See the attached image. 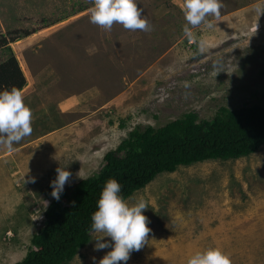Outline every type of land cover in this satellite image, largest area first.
Wrapping results in <instances>:
<instances>
[{"label":"rangeland","instance_id":"1","mask_svg":"<svg viewBox=\"0 0 264 264\" xmlns=\"http://www.w3.org/2000/svg\"><path fill=\"white\" fill-rule=\"evenodd\" d=\"M183 2L138 0L149 31H106L89 21L92 0H0V37L11 47L0 48V61L17 57L32 110L31 135L11 151L0 146V264L32 247L58 166L71 172L66 189L98 173L134 126L264 104V0H219V17L192 27V40L182 31ZM139 197L151 231L126 264H186L208 247L232 264H264V144L160 173L127 199ZM94 243L68 264H93L110 250Z\"/></svg>","mask_w":264,"mask_h":264},{"label":"trees","instance_id":"2","mask_svg":"<svg viewBox=\"0 0 264 264\" xmlns=\"http://www.w3.org/2000/svg\"><path fill=\"white\" fill-rule=\"evenodd\" d=\"M6 37L0 48L10 49ZM264 73V69L262 71ZM27 80L17 57L0 61V85L23 89ZM264 144V104L220 107L213 118L187 112L162 126L137 125L104 155L98 173L64 189L44 211V222L25 257L14 264H68L91 239V214L106 180L115 178L127 199L158 174L206 159H235ZM74 202V203H73Z\"/></svg>","mask_w":264,"mask_h":264},{"label":"clouds","instance_id":"3","mask_svg":"<svg viewBox=\"0 0 264 264\" xmlns=\"http://www.w3.org/2000/svg\"><path fill=\"white\" fill-rule=\"evenodd\" d=\"M219 9V0H184L182 10L186 23L182 28L183 34L192 40V27L201 23L211 27L207 17L213 15L218 18ZM88 12L89 21L106 31L111 30L114 24L131 31L150 30L142 8L138 7V0H92ZM257 12L264 13V9L257 7ZM200 50H203V41ZM184 87H189L188 82H184ZM31 133L32 110L25 102L22 89L16 85H0V146L11 151L14 143ZM55 158L58 159L57 156ZM55 171L57 175L51 180V195L59 200L71 172L67 166H58ZM30 179L35 182L36 178ZM146 208L148 205L143 197L129 202L117 179L105 181L96 210L91 214L89 241H95L94 250H110L98 261L95 256L91 257L93 264H126L131 253L143 247L151 231L148 217L144 214ZM186 264H232V260L230 254L221 248L208 247L190 255Z\"/></svg>","mask_w":264,"mask_h":264}]
</instances>
